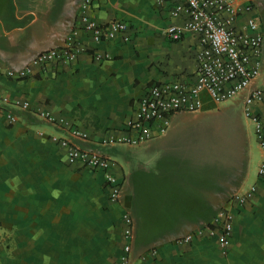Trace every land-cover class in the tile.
I'll use <instances>...</instances> for the list:
<instances>
[{
	"label": "crops",
	"instance_id": "crops-1",
	"mask_svg": "<svg viewBox=\"0 0 264 264\" xmlns=\"http://www.w3.org/2000/svg\"><path fill=\"white\" fill-rule=\"evenodd\" d=\"M80 2L0 0V264H117L125 213L132 218L129 264H264L263 153L241 97L216 103L203 95L200 110L173 114L146 143L100 145L123 136L150 84L195 81L196 39L169 41L165 32L175 21L155 0H93L98 23L131 26L128 42L81 35L88 51L74 63L37 68L24 80L6 76L65 46ZM253 111L264 128V105ZM39 112L85 131L89 138L74 142L114 162L118 202L109 201L100 172L65 163L56 139L67 131L41 121ZM252 184L250 202L233 200ZM222 210L233 214L225 253L218 231L197 235Z\"/></svg>",
	"mask_w": 264,
	"mask_h": 264
},
{
	"label": "built area",
	"instance_id": "built-area-1",
	"mask_svg": "<svg viewBox=\"0 0 264 264\" xmlns=\"http://www.w3.org/2000/svg\"><path fill=\"white\" fill-rule=\"evenodd\" d=\"M93 0H81L77 24L66 38V45L43 51L23 69L7 71L9 79L24 80L34 75L35 70L51 64L69 65L88 49L81 43L80 36L88 35L94 43L122 39L130 40L131 26L121 20L106 24L98 23L91 15ZM165 11L172 23L165 32L171 42L181 41L187 34L192 35L199 46L195 55L196 69L193 84L182 81L154 82L138 100L132 115L126 121L124 134L120 138L105 137L100 145H140L152 139L153 129L159 125L163 132L169 125L170 117L179 112H194L202 107V96L206 95L216 103H224L241 97L243 114L252 127L262 158L257 168V179L264 181V128L253 106L264 105V84H258L261 69V52L264 32L260 28L259 15L251 0H155ZM21 109L28 108L23 103ZM38 118L48 125L67 131V137L56 139L64 151L65 163L78 165L93 172H100L111 203L118 202L121 182L112 174L114 162L105 155L79 147L74 141H86L88 134L76 127H67L62 119L47 112H39ZM13 121V117H9ZM257 191L256 184L247 191L235 195L239 205L250 202ZM124 244L117 264H129L132 238V218L121 217ZM233 214L222 210L215 220L203 231L208 236L219 232L220 246L225 253L230 246ZM192 237L181 242L188 243Z\"/></svg>",
	"mask_w": 264,
	"mask_h": 264
},
{
	"label": "rangeland",
	"instance_id": "rangeland-1",
	"mask_svg": "<svg viewBox=\"0 0 264 264\" xmlns=\"http://www.w3.org/2000/svg\"><path fill=\"white\" fill-rule=\"evenodd\" d=\"M252 2L254 4V6L256 7L259 16L262 17V20L264 22V8H262L261 5L259 4L260 1L259 0H252ZM261 27L264 29V23H260V28ZM262 48L263 49H262V52H261V61H260V64L262 65L261 67H263V64H264V43L262 45ZM260 70H262V68ZM259 79L261 80V71H260V77H259Z\"/></svg>",
	"mask_w": 264,
	"mask_h": 264
}]
</instances>
